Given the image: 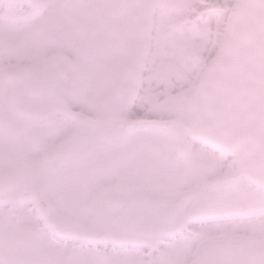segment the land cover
<instances>
[{"label":"snow or ice","instance_id":"1","mask_svg":"<svg viewBox=\"0 0 264 264\" xmlns=\"http://www.w3.org/2000/svg\"><path fill=\"white\" fill-rule=\"evenodd\" d=\"M0 264H264V0H0Z\"/></svg>","mask_w":264,"mask_h":264}]
</instances>
